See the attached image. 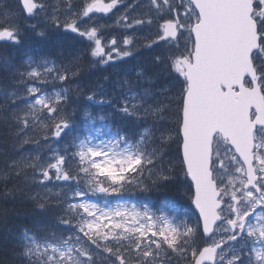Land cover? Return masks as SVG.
I'll list each match as a JSON object with an SVG mask.
<instances>
[{"label":"snow or ice","instance_id":"snow-or-ice-1","mask_svg":"<svg viewBox=\"0 0 264 264\" xmlns=\"http://www.w3.org/2000/svg\"><path fill=\"white\" fill-rule=\"evenodd\" d=\"M120 7L116 24L155 27L144 47L167 54L87 95L110 111L69 110L83 90L57 85L75 82L84 55L93 66L133 55L135 36L106 42L99 24ZM29 31L71 34L85 51L36 58ZM0 49V196L37 216L5 238L21 264H264V0H0ZM172 184L198 215L151 199Z\"/></svg>","mask_w":264,"mask_h":264},{"label":"trees","instance_id":"trees-1","mask_svg":"<svg viewBox=\"0 0 264 264\" xmlns=\"http://www.w3.org/2000/svg\"><path fill=\"white\" fill-rule=\"evenodd\" d=\"M77 7H79V3ZM43 19L44 16L40 15L39 18H37V20L23 21L22 23L24 24L36 23L38 21H43ZM78 38L79 37H75L73 39L71 34L60 35L58 32H54V31L49 32L46 38H38L35 37L34 34L29 31L25 33V41H24L23 49H27L29 51V54L33 55L36 58L47 56L51 59H55L58 64L62 61L66 63L70 59L72 54L83 53L85 51V47L79 44ZM23 49L21 50L20 53H13V55L16 57L17 63H19L20 59L22 58ZM8 51L11 52V50ZM133 62H134L133 59L129 60L130 64H133ZM132 66H134V64ZM122 68L123 67L112 69L109 68L108 66L101 67L99 64L93 66L91 63V58L87 55H84L81 60V72L80 75L75 78V82H70V84L68 85H57L63 87H72L73 89L79 87L80 89L83 90V96H81L79 99H77L75 93H73V99L76 100V103L69 105V110H71L72 108H77L82 112L84 109L88 107V105H86V102L84 101V97L87 93L91 91V89L95 88L94 86L97 85L96 84L97 79L100 82V84H103L105 87L108 88L107 92H109L111 88L113 89L114 87L111 86L112 82L109 81L105 82V79L103 78L108 77V80L111 79L112 81V78L114 79V77L116 76L115 78L117 79L116 70L119 72ZM131 68L130 67L125 68L123 72ZM106 71H108V74ZM48 87L51 88L52 86L49 85ZM105 109L106 111H110V109L107 106H105ZM6 136H7V129L4 128L3 126H0V143L3 142ZM10 143L11 141H9V145ZM175 147L176 146L173 145V149ZM24 149L25 152L32 151L33 146L25 145ZM2 163L3 161L0 160V166H2ZM179 171H180L179 168H177L176 169L177 175H179ZM12 183L13 182H9L8 187H11ZM175 186H176L175 184L169 185L163 192L153 191L150 194V195L152 194L154 195L151 196V199L157 205L162 201L176 200L178 202L180 210L185 216L193 215V213L195 212L191 206L190 200L188 199L187 196H180L179 195L180 186H176V187ZM53 190L55 191L56 189L54 188ZM2 191H3V183H0V192ZM170 193L171 195L173 193V195L168 196V194ZM123 195L125 199H128L133 202H139L142 201L144 197L148 194H141L139 192H135V193L126 192ZM109 199H113V198H109ZM3 210L8 211V220L6 224L0 221V264H21V262L18 259H16L14 256V253L19 251V249H17L15 246L16 245L15 240L9 238L7 242H5V238L10 231L13 233H17L22 227H29L35 229V220L37 219V216L32 211L31 204L19 198L16 200H12L11 198L5 200L2 196H0V212H2ZM197 242L200 243L199 239ZM173 264H177V261L175 259L173 260ZM179 264H185V262L179 261Z\"/></svg>","mask_w":264,"mask_h":264},{"label":"rangeland","instance_id":"rangeland-1","mask_svg":"<svg viewBox=\"0 0 264 264\" xmlns=\"http://www.w3.org/2000/svg\"><path fill=\"white\" fill-rule=\"evenodd\" d=\"M46 2L49 5H52V4H56L57 0H46ZM123 2H124V4H135L137 2H140V0H123ZM145 2H146V0H145ZM78 3L79 2H77L76 6H78ZM49 11L51 12V8H49ZM124 11H125V8L120 7L118 10H114L112 14H109L108 16H105L99 20L100 25H106L107 26L104 28L103 36L106 38V42H107V40L111 39L112 37L118 38L121 41V46H122V39H123L124 35L135 36L136 40H135V43L132 45L131 50L133 52V55L134 54L138 55L140 53L141 57H139V56L138 57H139V59L143 60L144 62H141L138 59L136 61V63L133 62L134 66H132L133 64H130V63H127L125 65L123 64L124 67L119 72L116 71V75L118 73L117 79L122 78L126 73L131 75L133 70L138 68V67H149L150 68L151 67V60H152L153 56H155L156 54H164V55L167 54V50L165 49L164 45H161L158 48H153L151 50L144 47V44L146 42V38H154L155 27H153L151 31H149L148 28L145 27L144 29L136 31V32H126L122 25H117L116 20L124 13ZM139 11H140V9H135L134 11L130 12V15L135 16L136 13ZM40 15H43V13H41ZM78 41H79V44L81 46L85 47L86 42L81 41L80 38H78ZM127 58H129V57L124 58L123 62H125V60ZM118 63H120V62H118ZM117 64H115V65H100V66L101 67L108 66L109 68L113 69V68H119V65H117ZM127 67H130V68L132 67V68L123 72V70ZM117 79L114 78V79H112V81L107 79V80H105V82L106 81L112 82L113 85L111 84V86L114 87L115 81ZM166 83H167V81L164 78H161L160 80L157 81V83H156V85H154V87H162ZM96 84L98 85V86L97 85L94 86L96 89L93 87L94 89H91V91H95V90L98 91L101 87H103V89L105 88V86L103 84H100V82L98 80H97ZM107 89L108 88L106 87L104 90L107 91ZM111 91H112V89H110L109 92L111 93ZM89 94H90V92L87 93L84 97V101L86 102V105H88V107L86 109L88 111L93 112L94 114L102 112V111L107 112L105 107H103V109H102L99 106L92 105V104L88 103L86 101V97ZM97 98H99V97H97ZM184 187L185 186H180V193H179L180 196L186 195V194H183Z\"/></svg>","mask_w":264,"mask_h":264},{"label":"bare ground","instance_id":"bare-ground-1","mask_svg":"<svg viewBox=\"0 0 264 264\" xmlns=\"http://www.w3.org/2000/svg\"><path fill=\"white\" fill-rule=\"evenodd\" d=\"M95 71H96V69H95ZM109 71H111V70H109ZM116 71H117V70H116ZM106 72H107V74H108V71H106ZM114 72H115V71H114ZM121 73H122V72H121ZM96 74H97V73H96ZM111 74H112V73H111ZM117 75H118V73H117ZM128 75H129V74H128ZM106 76H107V75H106ZM110 76H111V75H110ZM112 77H113V75H112ZM93 78H94V77H93ZM114 78H115V77H114ZM103 79H105V78H103ZM112 79H113V78H112ZM115 79H116V78H115ZM97 80H98V79H97ZM110 80H111V79H110ZM100 81H101V80H100ZM103 81H104V80H103ZM112 85H113V84H112ZM114 85H115V84H114ZM97 86H98V85H97ZM102 86H103V85H102ZM108 87H109V86H108ZM102 88H103V87H102ZM105 88H106V87H105ZM105 88H104V89H105ZM95 89H96V88H95ZM109 89H110V88H109ZM111 89H112V88H111ZM95 91H96V90H95ZM105 91H106V90H105ZM90 92H91V91H90ZM111 92H112V91H111ZM176 186H177V185H176ZM176 186H175V187H176ZM173 188H174V187H173ZM178 190H179V189H178ZM169 192H170V191H169ZM152 195H153V194H152ZM152 195H151V196H152ZM172 195H173V193H172ZM153 196H154V195H153Z\"/></svg>","mask_w":264,"mask_h":264},{"label":"flooded vegetation","instance_id":"flooded-vegetation-1","mask_svg":"<svg viewBox=\"0 0 264 264\" xmlns=\"http://www.w3.org/2000/svg\"><path fill=\"white\" fill-rule=\"evenodd\" d=\"M119 64H125V62L122 61V62H120ZM168 196H172L171 193L168 194ZM182 196H187V195H182Z\"/></svg>","mask_w":264,"mask_h":264},{"label":"water","instance_id":"water-1","mask_svg":"<svg viewBox=\"0 0 264 264\" xmlns=\"http://www.w3.org/2000/svg\"><path fill=\"white\" fill-rule=\"evenodd\" d=\"M190 182V181H189ZM193 207V209H194V211H195V208H194V206H192ZM197 215H198V213H196Z\"/></svg>","mask_w":264,"mask_h":264}]
</instances>
